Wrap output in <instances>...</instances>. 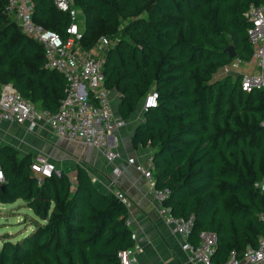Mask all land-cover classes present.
<instances>
[{"label":"trees","instance_id":"1","mask_svg":"<svg viewBox=\"0 0 264 264\" xmlns=\"http://www.w3.org/2000/svg\"><path fill=\"white\" fill-rule=\"evenodd\" d=\"M262 0H72L80 11V47L91 52L108 40L105 86L117 94V113L128 121L149 93L157 103L143 112L131 144L151 150L156 189H168L165 205L176 217H194L191 236L217 237L211 258L225 263L255 248L264 227V89L243 91L240 78L215 80L230 59H252L245 13ZM32 20L68 37L71 21L53 0H33ZM0 0V85H11L38 108L56 112L65 97L63 77L45 68L43 47L24 35ZM235 58V59H236ZM32 159L0 146V203L22 200L34 213V230L17 241L6 236L0 264H120L134 245L128 207L103 194L88 172L74 180L31 172Z\"/></svg>","mask_w":264,"mask_h":264},{"label":"built area","instance_id":"2","mask_svg":"<svg viewBox=\"0 0 264 264\" xmlns=\"http://www.w3.org/2000/svg\"><path fill=\"white\" fill-rule=\"evenodd\" d=\"M33 0H7L5 12L20 28L21 32L42 45L45 68L59 73L65 82V97L56 112L38 108L30 100L24 99L11 85H0V120L25 126L34 130L40 123L45 124L58 138L68 141H81L91 148L102 151L104 159L112 163L120 154L114 149V132L121 129L125 121L119 116L112 103V90L105 86L103 74L104 59L99 56L107 47L108 40L101 37L93 49L95 54L84 51L80 45L78 10L72 0H53L55 7L67 13L71 24L67 29L68 37L39 27L32 20ZM245 17L249 22L247 37L252 47V60L257 72L242 74L240 87L243 91L264 89V0L251 4ZM239 62V60H238ZM157 94L149 93L141 105V111L156 106ZM264 127V121L261 124ZM113 144V146H112ZM127 163L139 172L149 187V195L158 214L165 220L171 232L183 240L182 249L191 259L202 264L213 263L217 237L209 232L198 234V243L192 245L189 238L194 228V217H176L165 205L169 197L168 189H156L153 178L151 155L144 163H136L128 158ZM31 172L38 177L50 178L58 174L55 166L46 158L37 157L31 164ZM113 172L119 174L114 168ZM4 181L0 167V184ZM264 193V177L254 185ZM116 197L128 206V200L121 192ZM264 227V214H259ZM129 225V221H127ZM135 234L132 248L118 254L120 264H139ZM223 264H264V236L260 237L255 248H247L243 257L238 259L234 253Z\"/></svg>","mask_w":264,"mask_h":264},{"label":"crops","instance_id":"3","mask_svg":"<svg viewBox=\"0 0 264 264\" xmlns=\"http://www.w3.org/2000/svg\"><path fill=\"white\" fill-rule=\"evenodd\" d=\"M78 15L82 18L80 11ZM90 53L95 54L93 50ZM247 63H250L252 66L249 67L253 69L248 73L255 72L254 68L257 66L254 61L251 59ZM112 103L117 108L118 101L114 96ZM142 115L140 107L128 121H125L127 125L125 128L123 126L114 132V149L119 152L120 158L112 163L104 159L106 164H101L99 157L103 161L102 151L91 148L81 141L58 138L43 123L34 130H28L25 126L0 120V146L11 147L18 157L29 156L32 162L37 157L46 158L51 163L74 161L75 174L77 166L83 167L101 193L124 194L128 200V226L136 236L139 264H202L193 261L189 253L182 249L183 240L171 232L170 227L156 211L143 176L127 163L128 158H133L136 163H144L151 155L149 148H134L131 144L132 133ZM20 131L23 132L21 138L18 137ZM126 142L128 146L125 147ZM114 168L119 170V174L113 172ZM60 172L64 171H59L58 174ZM22 203L24 205V202ZM188 241L196 245L198 238L190 236Z\"/></svg>","mask_w":264,"mask_h":264},{"label":"rangeland","instance_id":"4","mask_svg":"<svg viewBox=\"0 0 264 264\" xmlns=\"http://www.w3.org/2000/svg\"><path fill=\"white\" fill-rule=\"evenodd\" d=\"M82 18L79 16V24L81 25ZM238 58L233 59L228 65L218 70L215 74L214 79L220 80L226 76H231L233 79H238L242 74L253 71L249 66L250 63L243 62ZM252 66V65H251ZM247 70V71H246ZM254 71H258L255 67ZM112 96L117 98V94L112 92ZM127 125L124 124V128ZM23 132H19L18 137H22ZM124 146H128L127 142ZM101 164H106V161L103 158L99 157ZM83 163V162H82ZM56 170L67 172L70 175V179L74 180L75 177V166L74 161L67 162H54L52 163ZM73 171V172H72ZM22 200H17L13 204H2L0 205V245L6 236H9V241L12 243H16L26 235H28L31 231L34 230L35 221L40 222L39 219L34 215L31 210H28L23 203Z\"/></svg>","mask_w":264,"mask_h":264},{"label":"water","instance_id":"5","mask_svg":"<svg viewBox=\"0 0 264 264\" xmlns=\"http://www.w3.org/2000/svg\"><path fill=\"white\" fill-rule=\"evenodd\" d=\"M224 53L230 58V59H235L236 58V53L233 49L232 46H229L227 47L225 50H224Z\"/></svg>","mask_w":264,"mask_h":264}]
</instances>
